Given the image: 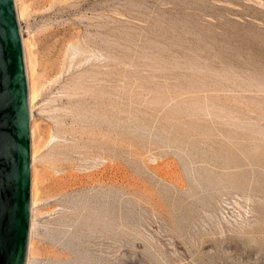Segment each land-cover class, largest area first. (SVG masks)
Wrapping results in <instances>:
<instances>
[{
  "label": "rangeland",
  "instance_id": "1",
  "mask_svg": "<svg viewBox=\"0 0 264 264\" xmlns=\"http://www.w3.org/2000/svg\"><path fill=\"white\" fill-rule=\"evenodd\" d=\"M23 3L26 264H264V0Z\"/></svg>",
  "mask_w": 264,
  "mask_h": 264
},
{
  "label": "water",
  "instance_id": "2",
  "mask_svg": "<svg viewBox=\"0 0 264 264\" xmlns=\"http://www.w3.org/2000/svg\"><path fill=\"white\" fill-rule=\"evenodd\" d=\"M31 116L14 0H0V264H26L31 223Z\"/></svg>",
  "mask_w": 264,
  "mask_h": 264
},
{
  "label": "bare ground",
  "instance_id": "3",
  "mask_svg": "<svg viewBox=\"0 0 264 264\" xmlns=\"http://www.w3.org/2000/svg\"><path fill=\"white\" fill-rule=\"evenodd\" d=\"M43 3L45 6L46 5L53 6L54 3H57V0H43ZM14 4H15V8H16L18 22L20 25V33H21V37H22V44H23V51H24V62H25L26 76H27V82H28V99H29L30 116H31L30 129H31L32 186H31L30 239H29V246H28V255H30V251L32 248V235H33V231H34V209L36 207V201H37V189H36L37 173L34 169V163H35L36 158H37L36 157L37 152H36V146H35L36 131H35L34 123H33V112H34V108H35V103H36L37 98H38L36 83H35V79H36V75H37L36 74V68L37 67H36V63H35L36 61L34 58V52H33L32 44L30 43V41H28L27 39L24 38L23 29L21 27V21L25 15V7H24L23 0H14ZM74 94H75L74 90L69 92V96H73ZM70 113L76 119H83L85 117L83 113L79 112L76 109L75 110L71 109ZM59 135H61V133ZM28 255H27V257H28L27 262L29 259Z\"/></svg>",
  "mask_w": 264,
  "mask_h": 264
}]
</instances>
